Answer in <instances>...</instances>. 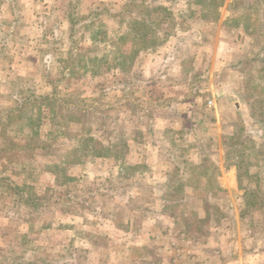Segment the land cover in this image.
Here are the masks:
<instances>
[{
	"label": "rangeland",
	"instance_id": "1",
	"mask_svg": "<svg viewBox=\"0 0 264 264\" xmlns=\"http://www.w3.org/2000/svg\"><path fill=\"white\" fill-rule=\"evenodd\" d=\"M136 1L0 0V264H264V0Z\"/></svg>",
	"mask_w": 264,
	"mask_h": 264
},
{
	"label": "trees",
	"instance_id": "2",
	"mask_svg": "<svg viewBox=\"0 0 264 264\" xmlns=\"http://www.w3.org/2000/svg\"><path fill=\"white\" fill-rule=\"evenodd\" d=\"M126 6L127 7L133 6V7H136L138 9H142L144 7V3L143 2H137L136 0H127ZM70 20H72V18ZM72 26H71L70 30H72ZM90 140H93V139H90ZM109 148H110L109 145H101L100 142H97L94 146H92L91 151L96 156H106L105 154H108V155L110 154V153H107ZM105 149H106V151H104ZM14 188L19 190L18 186H14ZM29 199L30 198L26 197L27 201ZM28 204H30L32 207H36V204H33V203H28Z\"/></svg>",
	"mask_w": 264,
	"mask_h": 264
},
{
	"label": "built area",
	"instance_id": "3",
	"mask_svg": "<svg viewBox=\"0 0 264 264\" xmlns=\"http://www.w3.org/2000/svg\"><path fill=\"white\" fill-rule=\"evenodd\" d=\"M208 104H211V101H208Z\"/></svg>",
	"mask_w": 264,
	"mask_h": 264
}]
</instances>
